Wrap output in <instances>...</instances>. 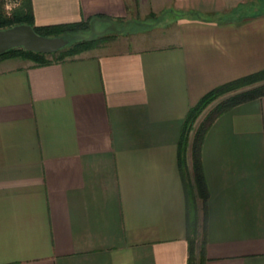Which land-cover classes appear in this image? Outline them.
<instances>
[{"label": "crops", "instance_id": "0c3cea01", "mask_svg": "<svg viewBox=\"0 0 264 264\" xmlns=\"http://www.w3.org/2000/svg\"><path fill=\"white\" fill-rule=\"evenodd\" d=\"M31 3L36 25L116 34L45 64L0 57V264H187L192 213L206 264H264V95L221 112L211 103L181 143L203 95L264 69V10ZM203 124L204 199L193 157Z\"/></svg>", "mask_w": 264, "mask_h": 264}, {"label": "trees", "instance_id": "16d2710c", "mask_svg": "<svg viewBox=\"0 0 264 264\" xmlns=\"http://www.w3.org/2000/svg\"><path fill=\"white\" fill-rule=\"evenodd\" d=\"M8 2H12L10 10L7 8ZM18 23H29L34 29L44 35L57 36L62 35L69 39V42L52 53H42L33 50H27L23 46H17L8 49L0 54L24 56L35 61L36 64H45L52 61L63 60L72 57L85 50L97 47L106 39V35L89 39H72L69 34H79L80 31L88 27L87 21H79L73 23H63L55 25H36L31 0H0V28H6ZM51 55V57L49 56ZM226 95L223 101L218 104V112L234 106L240 102L260 97L264 95V69L238 77L236 79L218 85L208 91L201 97L198 103L191 107L187 113L185 124L183 127V136L181 139L182 148L188 145L189 132L193 128L200 114L220 95ZM204 124L198 130L193 144L194 165L197 173V184L199 193L204 199L206 197V188L199 170V150L202 141V131ZM193 215V216H192ZM188 221L189 256L187 264H206L205 257V240H201L198 245V223L195 214L192 213Z\"/></svg>", "mask_w": 264, "mask_h": 264}, {"label": "water", "instance_id": "95a60500", "mask_svg": "<svg viewBox=\"0 0 264 264\" xmlns=\"http://www.w3.org/2000/svg\"><path fill=\"white\" fill-rule=\"evenodd\" d=\"M68 42L69 39L62 35L40 34L29 23H18L0 28V54L17 46H23L27 50L52 53Z\"/></svg>", "mask_w": 264, "mask_h": 264}, {"label": "rangeland", "instance_id": "374dc122", "mask_svg": "<svg viewBox=\"0 0 264 264\" xmlns=\"http://www.w3.org/2000/svg\"><path fill=\"white\" fill-rule=\"evenodd\" d=\"M246 4H241V7L243 8V13L244 14H248V13H251V12H255V11H262L264 10V0H246ZM12 7V2H8L7 4V8L8 10H10ZM171 28V25L169 26L168 23L167 25L165 26L164 29H170ZM114 34H116L115 32L113 31H105V33L103 31H99L97 29H93L91 28L90 30H85L83 29L82 31L79 32V34H69V38H72V39H89V38H94V37H99V36H102V35H106V39L103 40V42H101V44H105L107 42H109V40L114 37ZM100 44V45H101ZM51 57V55H49ZM24 57V56H22ZM227 94L226 95H220L217 99H215L213 102L214 103H219L221 101L224 100V98H226ZM212 102V103H213ZM203 239V234L201 233L199 236H198V245H200V242L201 240Z\"/></svg>", "mask_w": 264, "mask_h": 264}]
</instances>
